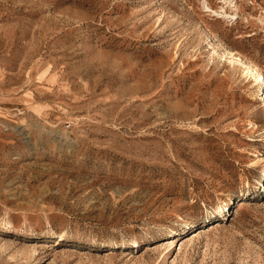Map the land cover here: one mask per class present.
I'll use <instances>...</instances> for the list:
<instances>
[{"label":"rangeland","instance_id":"374dc122","mask_svg":"<svg viewBox=\"0 0 264 264\" xmlns=\"http://www.w3.org/2000/svg\"><path fill=\"white\" fill-rule=\"evenodd\" d=\"M262 86L264 0H0V264H264Z\"/></svg>","mask_w":264,"mask_h":264},{"label":"bare ground","instance_id":"6f19581e","mask_svg":"<svg viewBox=\"0 0 264 264\" xmlns=\"http://www.w3.org/2000/svg\"><path fill=\"white\" fill-rule=\"evenodd\" d=\"M227 54H228V56L231 57L232 59H234V60L239 61L240 63H242V65H243L244 67L250 68V69H251L252 71H254L255 73L257 72V69L255 68L254 65H251L250 63H246V62L240 60L239 57L235 58V56L232 54V52H231V53H230V52H227ZM259 75H260V74H259ZM259 78H261V77H259ZM258 81H259V80H258ZM261 90L264 91V87H263V86H262ZM224 207H225V205H224ZM217 223H218V221H217V222H213V223H212L213 227L218 226V225H216ZM219 224H220V223H219ZM199 229H200V228H199ZM199 229H198V230H199ZM184 236H185V235H184ZM185 239H186V241L189 240V238H185Z\"/></svg>","mask_w":264,"mask_h":264}]
</instances>
